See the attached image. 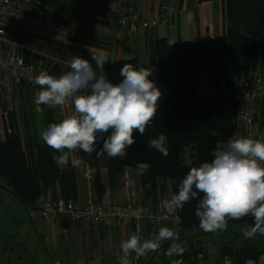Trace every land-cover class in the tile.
Instances as JSON below:
<instances>
[{
	"label": "trees",
	"instance_id": "16d2710c",
	"mask_svg": "<svg viewBox=\"0 0 264 264\" xmlns=\"http://www.w3.org/2000/svg\"><path fill=\"white\" fill-rule=\"evenodd\" d=\"M61 4L63 5L58 0H44L39 5H31L24 14L65 23L67 20L63 15L66 11L58 12L53 8V5L60 7ZM226 10L228 19V5ZM17 32L20 31L16 30L15 26L6 28V37L13 45L12 40ZM18 35L21 45L19 47L15 44L17 49L26 57L42 53L47 66L55 73L60 74L69 66V60L63 62L56 59V55L62 49L73 53V57L88 59L95 66L91 61L92 53L85 50L76 49L38 34ZM42 48L52 52L54 56L45 50V52L40 51ZM61 56L65 57L64 54ZM149 60V68L153 69L151 76L154 77L161 96L156 115L152 123L146 127L144 135L134 132L135 143L127 148V155L124 158H111L106 153L97 158L96 153L101 150L103 136L96 145V152L91 155L77 150L79 156L87 158L94 164L92 185L98 196L105 189L100 180L98 165L100 163L106 167L111 183L120 182L124 168H129L136 186L147 188L149 193H153L156 192L157 184L161 179L169 180L172 194H175L178 192L179 183L190 168L212 160V152L217 147L216 144L225 141L233 130L236 101L231 96L201 98L187 93L198 85L201 65L207 70L210 80L215 83L221 78L232 82L240 77L249 76L256 70L264 72V15L257 29L248 33H236L228 28L222 35L208 40L176 44L163 39H152ZM60 63L64 65V69L59 68ZM125 64H131L138 69L135 60L109 62L105 65L108 79L118 82L121 79L119 71ZM20 92L23 93L22 87H19L18 94ZM211 131H215L217 135H210ZM162 133L167 136L166 146L169 149L167 157L156 149L147 147L151 139L157 138ZM187 147L193 149L194 158L191 163L186 162L187 158L182 153ZM59 154L40 140L22 142L15 130L11 135L3 138L0 135V179L5 181V188L27 208L33 207L44 191L56 183L60 187L61 198L74 201L77 197L75 170L71 161L66 169H58L53 157ZM139 163L150 165L141 176L136 174V166ZM196 205L197 201L191 200L182 209L176 211L180 217V225L179 230L175 232L179 236L193 229H201L199 220L195 216ZM59 222L65 226L64 223L69 221ZM244 224L254 226L253 218L247 216L239 220H228V226ZM262 252L264 245L259 246L258 241L248 240L239 246L232 244L222 246L220 256L227 254L231 257L232 264H245L247 260H257ZM197 253L202 252L192 245L191 250L187 247L182 255L175 256H192Z\"/></svg>",
	"mask_w": 264,
	"mask_h": 264
},
{
	"label": "clouds",
	"instance_id": "9594fccd",
	"mask_svg": "<svg viewBox=\"0 0 264 264\" xmlns=\"http://www.w3.org/2000/svg\"><path fill=\"white\" fill-rule=\"evenodd\" d=\"M91 61L79 56L69 62L70 70L55 77L40 71L34 77L39 87L34 99L37 105L52 109L72 106V111L59 122L50 123L40 133L41 140L55 152L53 160L64 170L76 150L91 155L103 136L97 158L107 154L111 158H124L127 148L135 143L134 132L144 135L158 110L161 92L155 81L149 79L153 69L134 68L125 64L119 71L121 79L112 82L105 72L109 63L107 53L100 50L91 55ZM210 135H217L211 131ZM167 136L163 133L151 139L147 147L163 156L169 155ZM212 160L192 167L178 185V192L162 201L166 213L171 215L191 200H196L195 216L205 232L216 233L227 229L228 220L251 216L252 233L264 235V140L248 136L229 138L217 145ZM150 165L139 163L137 176L143 175ZM145 209L133 212L140 219ZM179 235L169 227H161L151 238L141 240L132 234L120 245L123 253L119 264H131L129 257L145 256L159 250L162 241H171L166 255H182L183 247L177 243Z\"/></svg>",
	"mask_w": 264,
	"mask_h": 264
},
{
	"label": "crops",
	"instance_id": "0c3cea01",
	"mask_svg": "<svg viewBox=\"0 0 264 264\" xmlns=\"http://www.w3.org/2000/svg\"><path fill=\"white\" fill-rule=\"evenodd\" d=\"M58 1L63 3V5L61 4L60 7L59 5H53L54 10L58 12L59 10L66 11V13L71 15L69 19L64 16L67 20L65 23L35 18L30 16V14L25 16L24 22L26 21L27 25L32 22L30 20L40 23L37 29L39 32L51 33L45 35L47 39L58 41L92 54L103 50L107 53L110 62L135 60L138 68H149L150 66L149 48L152 39H163L169 43L176 44L178 42L208 40L222 35L228 28L236 33H248L257 29L262 15H264V0H177L175 13L170 18L160 20L154 30L146 32L143 30L120 29L112 22L111 17L115 16L114 10L121 6H132L139 17L147 21L157 12L160 0ZM102 2L109 3L112 7L111 11L103 9L100 5ZM227 5L229 7L228 19L226 17ZM33 30L38 32L35 29ZM66 32H73V41L67 39ZM255 118L258 126L261 129L264 128V106L256 109ZM74 153H77V150ZM74 153L70 155L74 159L79 160L77 166H73L71 162L76 177L77 197L74 201L80 206L89 202L121 204L125 201L127 191L134 190L139 202L144 207L152 210L162 206V201L169 199L173 195L169 180L163 181L161 179L160 183L157 184L156 192L154 191L153 193H149L147 188L136 186L129 168H124L120 182L111 183L106 167L100 163L98 164L100 180L105 189L98 196L92 185L94 164L85 157L79 156V158H75ZM192 153L188 152L185 154L187 159L184 158L187 163H191L193 160ZM1 187L3 186H0V189ZM46 198H61L60 187L57 183L47 188L33 207L27 208L23 204L21 205L23 208L29 209V213L33 215V220L36 222L40 233H44L47 226L52 227L59 234L66 236L64 239L68 240L72 247L74 245L77 250L85 252V257H91V250L97 251L98 248V253L101 256L109 255L115 247H118L117 251L121 252L120 245L126 240V237L129 238L132 234H138L141 240H145L151 238L152 234L157 233L161 227H168L165 224L150 225L143 223L139 231H136L135 226L132 224L105 228L101 225H84L70 221L65 222V226H63V223L57 222L56 224L54 221L41 218L38 209ZM252 227L254 226L249 224L229 225L226 230L215 233L220 237L219 240L207 238L212 232L193 229L184 233L183 236H179L177 243L184 250L187 249L184 247L185 244L192 243L195 248L201 250L208 261L216 263L220 258L221 247L227 244L239 246L251 240L258 241L259 246L264 245L262 244L264 235L252 233ZM226 233L232 236L231 240H225ZM170 243L171 241H162L158 251L137 257L138 264L146 256L147 259H145L144 264H155L161 257L163 264H168L175 256L165 258L164 254H166ZM113 256L117 258V254H113ZM135 256V253H132L129 257L132 262L134 261L133 264H135ZM58 263L59 261H56L55 264Z\"/></svg>",
	"mask_w": 264,
	"mask_h": 264
},
{
	"label": "built area",
	"instance_id": "2783aa9c",
	"mask_svg": "<svg viewBox=\"0 0 264 264\" xmlns=\"http://www.w3.org/2000/svg\"><path fill=\"white\" fill-rule=\"evenodd\" d=\"M44 0H0V135H11L13 133V119L18 109V90L32 92L39 91L34 84V77L40 71L49 75L59 77L70 70V67L60 74L55 73L46 64L45 56L36 53L33 57H26L14 47L6 37V28L18 26L24 21V12L31 5H39ZM101 7L105 10L112 9L111 5L102 2ZM177 0H160L157 12L150 20L139 17L132 6H121L114 10L116 25L120 29L152 31L159 24L160 20L170 18L175 13ZM149 79L155 81L153 76ZM207 98L216 96H231L235 99L237 107L233 130L230 136L222 142L226 143L229 138L248 136L254 139L264 140V128L256 123V109L264 106V72L256 70L249 76L240 77L232 82L221 78L218 82L210 80L207 70L201 65L198 85L188 91L187 95ZM35 102V100H34ZM44 105H37L41 110ZM64 114L72 111V106L66 104L63 108L57 107ZM145 209V214L137 219L133 212L137 209ZM41 218L59 222L67 220L73 223L84 225H101L105 228L111 226H123L132 224L136 231H139L143 223L150 225L165 224L174 231L179 230L180 217L177 212L169 215L163 206L156 209H148L139 202L134 190H128L125 201L121 204L89 202L85 205H78L72 200L63 198H46L39 209ZM137 257L135 256V264ZM168 264H232L229 255L220 256L218 262L211 263L203 253L192 256H175ZM245 264H264V252L257 260H247Z\"/></svg>",
	"mask_w": 264,
	"mask_h": 264
},
{
	"label": "rangeland",
	"instance_id": "374dc122",
	"mask_svg": "<svg viewBox=\"0 0 264 264\" xmlns=\"http://www.w3.org/2000/svg\"><path fill=\"white\" fill-rule=\"evenodd\" d=\"M63 16L68 19L71 17L69 13H64ZM111 18L113 24H116V16ZM30 21H32L29 22L30 25L23 21L19 26H16V30L20 31L17 33L21 35L32 33L46 37L45 35L49 32H39L37 29L40 23L33 20ZM18 34H15L12 40L15 48H17L15 44H18L19 47L21 45ZM66 37L68 40L73 41V32H66ZM44 50L43 48L40 49V51ZM62 50L56 55V59H60L63 62L70 61L73 58V53L64 50L63 52ZM45 51L54 56L52 52ZM62 54L65 57H62ZM59 65V68L64 69L63 64L60 63ZM24 92L28 91L23 89V93L20 92L18 94V113L12 117L14 130L22 142L42 141L40 137L41 131L46 129L50 123L59 122L66 114L58 108L52 109L47 105L42 106L41 110H37L34 94L28 92L26 96ZM192 150L187 147L182 150V153L185 155L188 152H192ZM74 156L79 158L78 153H74ZM0 186H3L0 189V264H55L56 261H59L58 264H119L118 261L123 254L117 251L118 247H115L109 255L101 256L98 253V248L97 251L91 250V257H85V252L77 250L74 245L72 247L69 241L64 239L66 236L59 234L52 227L47 226L45 232L40 233L36 222L33 220V215L29 213V209L23 208L19 200L5 188L6 184L2 179H0ZM207 238L219 240L220 237L215 233H210ZM231 238L230 234H225V240L229 241ZM184 247L187 248L188 244H185ZM113 254H117L118 259ZM164 255L165 258L169 257L166 254ZM129 259L131 261V258ZM145 259H147V256ZM145 259L140 264H144ZM160 259L155 264H163L162 257ZM133 263L134 261H131V264Z\"/></svg>",
	"mask_w": 264,
	"mask_h": 264
},
{
	"label": "water",
	"instance_id": "95a60500",
	"mask_svg": "<svg viewBox=\"0 0 264 264\" xmlns=\"http://www.w3.org/2000/svg\"><path fill=\"white\" fill-rule=\"evenodd\" d=\"M188 249L191 250L192 249V243H188Z\"/></svg>",
	"mask_w": 264,
	"mask_h": 264
}]
</instances>
